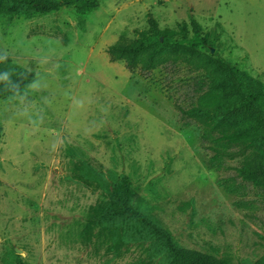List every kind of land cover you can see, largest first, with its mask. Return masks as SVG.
Here are the masks:
<instances>
[{"label": "rangeland", "instance_id": "1", "mask_svg": "<svg viewBox=\"0 0 264 264\" xmlns=\"http://www.w3.org/2000/svg\"><path fill=\"white\" fill-rule=\"evenodd\" d=\"M59 1V0H50ZM151 13L161 29L197 22L201 50L264 83V0H98L52 12L0 13V54L34 72L23 96L0 99V264H157L161 247L128 222L118 251L91 216L122 177L133 202L184 250L210 261L264 262V191L237 176L241 157L213 158L193 104L194 73L109 62ZM190 28V27H189ZM85 160L111 172L110 193L77 177ZM191 201V206L185 203Z\"/></svg>", "mask_w": 264, "mask_h": 264}, {"label": "trees", "instance_id": "2", "mask_svg": "<svg viewBox=\"0 0 264 264\" xmlns=\"http://www.w3.org/2000/svg\"><path fill=\"white\" fill-rule=\"evenodd\" d=\"M76 6L86 15L97 9L98 0H0V13L15 14L22 10L52 12ZM147 28L135 30V37H119L106 49L109 62H123L129 71L151 72L160 67L183 65L194 73L193 104L178 107L183 119L194 121L204 130L213 158L241 157L235 167L238 177L264 191V83L230 63L201 49L213 46L210 34L191 21L189 27L161 29L151 13ZM34 72L22 69L0 54V99L23 96ZM2 126L0 124V139ZM77 177L110 193L111 172L107 179L101 170L85 160L76 163ZM131 181L122 177L110 194V203L91 216L94 224H105L110 237V249L118 251L119 243L127 237L128 222H133L157 242L162 258L157 264H231L227 260L210 261L179 247L172 235L154 223L133 202ZM188 201L185 206H191ZM130 229V227H129ZM11 264H24L20 255L12 253ZM151 264V263H144ZM256 264H264L259 262Z\"/></svg>", "mask_w": 264, "mask_h": 264}]
</instances>
